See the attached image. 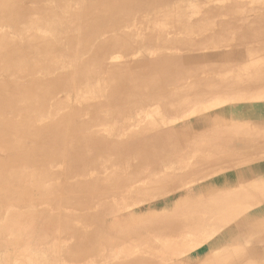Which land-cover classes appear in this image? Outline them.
Masks as SVG:
<instances>
[{"label":"rangeland","instance_id":"374dc122","mask_svg":"<svg viewBox=\"0 0 264 264\" xmlns=\"http://www.w3.org/2000/svg\"><path fill=\"white\" fill-rule=\"evenodd\" d=\"M0 5V43L13 47L22 45V50H26L17 53L9 62L0 57V84L10 85L5 103L0 104V121H7L9 125L7 136L10 139L0 143V152L6 157H17L24 150L21 143L13 142L16 124L22 122H25L26 131H32L37 125H55L70 115L72 124L83 126L86 135H95L102 140L90 145L93 150L103 141L118 148V144H129L142 133L148 136L143 125L159 121L161 129H155L153 137L149 136L153 139L157 134L153 141L164 143L162 146L168 149L177 141L175 132L179 131L184 116H191V119H207L210 114L220 116L221 109L234 102L225 90L232 84H245L252 74L249 79L256 78L258 91L264 95V0H0ZM31 39L36 43L28 44ZM190 42L195 45L191 43L193 46H190ZM50 64L54 70L49 73L45 67ZM137 67V72L142 75L151 78L157 75L166 92L177 94L188 88L185 94L179 95L182 103L174 105L164 98H149L152 88L126 97L114 95L111 84H107L109 74ZM147 67L151 69L146 71ZM258 71L263 75L258 76ZM185 73L192 79L183 80L181 76ZM56 77H66V85L47 96L33 91L35 88L31 84L35 80L49 82ZM249 123L264 130V107H260ZM195 128L200 130L203 123L196 124ZM158 134L169 136L160 141ZM196 140L193 139L195 143ZM195 145L197 147L191 145L160 158L149 156L140 147L136 151L132 147L123 151L119 149V159L109 166H105L106 160L100 152L80 161L51 152L42 154L38 164L43 170L39 173L46 175L47 185L71 179L84 184L87 189L78 197L90 200L87 209L98 212L100 221H106L113 228L117 226L118 231L125 228V232L116 248L112 244L96 246L90 253L78 252L69 258L66 251L76 245L71 232L42 227L41 236L34 240L38 248L31 252L30 258L42 264H120L128 261L134 253L133 257L155 259L162 264H202L207 257L214 259L213 264H223L222 258L224 264H264V241L258 235L262 231L256 227L264 216L251 222L253 228L241 223L234 229L235 226L220 224L203 208L193 209L194 203L205 199L202 194L197 196L201 184L233 177V171L228 168L217 169L210 177L208 174L204 176L196 166L198 156L194 158L202 148L199 143ZM206 148L216 151V146ZM251 149L253 155L262 152L257 146ZM257 165L254 170L262 171L261 176L251 173L249 177L264 180V164ZM163 177L166 179L164 183L154 181ZM171 185L175 186L174 189L164 193L173 187ZM187 197L189 201L182 202ZM179 203L183 204L182 210L176 211ZM233 207L236 206L225 208L223 213ZM241 207L236 208L243 213L254 208ZM12 208L30 213L48 212L50 219L60 212L50 208L48 202H36L33 207H28L19 201ZM64 208L79 216L71 223L75 228L81 224L87 232L95 229L94 222L80 218L85 210L81 211L78 206ZM165 216L171 221V227L164 235L145 230L150 219L160 220ZM113 228H107L105 232H114ZM242 233L248 235L247 239L243 243L235 241V236ZM51 248H54L52 253ZM103 250L111 255L98 256ZM237 252L242 256L226 258L229 253ZM178 255L179 258L175 257Z\"/></svg>","mask_w":264,"mask_h":264},{"label":"bare ground","instance_id":"6f19581e","mask_svg":"<svg viewBox=\"0 0 264 264\" xmlns=\"http://www.w3.org/2000/svg\"><path fill=\"white\" fill-rule=\"evenodd\" d=\"M127 3H128V1H127ZM134 4H135V2H134ZM16 6H17V4H16ZM126 7H128V5ZM104 8H105V6H104ZM12 9H14V8H12ZM1 10H2V5H0V11ZM77 10H79V9H77ZM112 10H113V8H112ZM208 14L213 15V13H208ZM5 16H7V15H5ZM95 24H97V23H95ZM215 29H217V28H215ZM54 31H55V29H54ZM53 33H55V32H53ZM15 37H17V36H15ZM34 38H37V37H34ZM48 42L49 41H47V43ZM33 43H36V42H34V40H32L28 44H33ZM191 43H193L195 45L194 42H190L188 44L190 46H193V44H191ZM104 47H106V46H104ZM22 49H24V47L22 45H20V46L15 45L13 47L12 45L0 43V57L6 58V61L9 62L10 60H12L11 58L16 57L17 53L19 54L21 52L26 51V50H22ZM38 50H40V49L38 48ZM32 51H33V49H32ZM102 51H101V53H102ZM109 53H111V52H109ZM92 58H93V56H92ZM182 60H184V58H182ZM96 61H97V59H96ZM9 65H10V63H9ZM181 65L182 64H180L178 66L180 67ZM159 66L161 67L162 65H159ZM73 67H75V66L73 65ZM45 68H46L45 69L46 72H49V73H50V71L52 72L54 70V67L51 64ZM117 68H119V67H117ZM136 69H138V67L135 69H130L128 71H126V70L125 71H123V70L118 71L117 70V72L114 71L111 74H109V76H108L109 82L107 84H109V83L111 84L112 87L110 85H108V86L111 87L110 89L113 88V94L114 95H116L117 97L118 96H120V97L125 96L126 97L127 95L134 94L135 92H137L139 90L144 91V90H149L152 88L153 90H152L151 96L149 98H152V97L164 98L168 101H172L173 102L172 104H174V105H179L182 103V100H181L182 96H179V95H180V93H181V95L185 94L187 92L186 90H189L188 88L185 87L184 90H181L180 93H177V94H172L169 91L166 92V90H167L166 87L164 86V84L161 82L160 79H157V77H156L157 75H153L151 78L150 75L149 76L148 75H146V76L142 75V73L137 72ZM149 69H151V67H147L146 71H148ZM140 71H141V69H140ZM257 75L262 76L263 72L260 73V71H258ZM58 76H60V75H58ZM190 76L191 75H188V74L186 75V73H185L181 77H184L183 80H186V78L190 77ZM251 76H252V74H251ZM251 76H249L247 78L248 80L245 82V84L244 83L239 84V85L232 84V86H229V89L228 88L225 89L227 92V94L226 93L225 94L227 96L229 95L230 97H232L234 102L231 103L230 105L227 104L225 108L221 109L223 112H222V114H220V116L210 114V117L207 119L206 118L191 119L192 118L191 116L190 117L184 116L185 117V118H183L184 122L180 123V127H178L179 131L175 132L174 139H177V141L173 142V144L169 145L170 147H168V149H165L166 146L165 147L162 146L164 143L161 145V143H156L153 141L156 139L155 135H157V134H154L153 139L149 136V135H152V137H153L152 132L155 129H159L162 126L161 122H159V121L158 122L149 121L143 125L142 128L144 129V131L145 130L147 131L148 136H146V134L142 133L138 137V139H134V141L129 143V144L128 143L127 144H123V143L118 144V148L112 144H109V143H106L103 141L101 143V146H99L97 149L94 146L95 149H93V150H91L93 147L89 148L90 145L93 143H97L98 141H102V140H100V138L95 136V135H91V136L86 135L84 133L83 126L78 127L77 125L72 124V122L70 120V118H71L70 115H66L67 116L66 118L55 123V125H53V124L52 125H48V124L47 125L46 124L45 125H43V124L37 125L36 124L37 125L36 128L33 129L32 131H26L25 130V122H22V123L17 122L18 124H16V127H15L16 132H14L16 136L13 138L14 139L13 142L21 143L24 146V150L17 157H6L4 154H2L0 152V258H1L0 264H42L40 262H35L32 260V258H30L31 252L34 251L35 248H38V246L35 247V243H37V242L34 240L37 236H41L42 227L52 229V230H60L63 232L65 231L67 233L71 232V235L74 236V238H75L76 245H73L72 247H70L69 250L66 251V255H68V257L70 255L73 256L75 253H78V252L79 253L80 252L81 253H83V252L87 253V251H88V253H90L91 251H93V248H95L96 246L104 247L105 245L109 246L110 244H112L116 248L117 243L119 242L120 239H122V237L124 235L125 228L121 231H118V229H116V228H118L117 226H115L116 228H113V226L111 224H106L107 223L106 221H104V220H103L104 222L100 221V219L97 217L98 212H91L87 209L90 206V205H88L90 203V200H88V199L82 200L78 197V195H80L81 193H83L84 190L87 189V186H84V184H82L78 181H75L73 179H71L67 182H60V183H57L55 185H47L46 184V175L39 173L40 171L43 170V166H40L38 164V159L42 156V154H44L46 152L47 153L51 152V153L57 154V155L60 154V155H63L65 157H68L71 159L77 158L79 161L83 157H85V158L94 157V155H96L97 152H100V153H103V155H100V154L99 155L102 157L104 156V160H106L105 164L106 163L107 164L105 166H109L111 163H114L119 159V155H117V154H119V151L120 150L123 151L124 149H128V147L134 148L133 151L135 149H137L138 147H140V149L146 150L144 153H148V155L151 154V155H154V156L160 158V157L165 156V154H168L170 152H174L176 150H179V149H182L185 147L188 148L191 145H193L194 147H197V145H195V144L199 143L198 146L200 148H202L201 150H199L201 152L197 151V153L194 154V158H195V156L196 157L198 156V161L196 160L197 161L196 166H197L198 170L201 171L204 174V176H207V174H208V177H210L217 169L228 168V169L233 171L232 172L233 177L231 179L229 177H227L225 179L223 178V180L221 182L209 181L206 185L201 184L200 189H199L200 192L197 196L200 197V195L202 194L201 196H204L205 199L203 201H201V203H194L193 209L203 208L205 213L213 215V217L216 220H218V222L220 224L230 226L231 228L235 226L234 229L238 228V226H240L241 223L243 224V226L244 225H246V226L250 225L253 228L254 225H252L251 222H256L257 218L264 216V190L262 189V188H264V180H258L259 177L258 178H256V177L250 178L249 176H251V173H255V175H257V176H261V174H262V171L257 170V169L254 170V167L258 166L257 164H259L261 166H262V164H264V130L261 128H256V126L250 124L249 121L257 115V112L260 110V107H264V95H262L258 91V88H257L258 85H256L257 82L255 81L256 78H253L252 81H251V79H249V78H251ZM65 78L56 77V79H52L49 82L35 80L34 82H32L31 87L35 88V90H33V91H35L36 94H40L41 96H47L48 94L53 93L54 90L60 88L63 84L66 85L64 83L65 82L64 80H66ZM104 79H106V78H104ZM216 81H218V80H216ZM222 84L223 83H221V85ZM225 85H223V86H225ZM9 86H5L4 84H0V104L5 103V98L7 96L5 94L8 93L9 88H10ZM11 86H12V84H11ZM225 87H227V86H225ZM194 88L192 89L193 91H194ZM208 90H211V89H208ZM199 92H197V93H199ZM218 92L220 93L221 91H218ZM9 93H10V91H9ZM14 93H15V90H14ZM188 93L190 94L189 91H188ZM187 96H188V94H187ZM116 100L117 99H115V101ZM184 101H185V99H184ZM119 103H120V101H119ZM18 107H20V106H18ZM17 109H19V108H17ZM196 109H198V108L196 107ZM210 109H212V108H210ZM14 115H16V114H14ZM60 115H61V112H60ZM198 123H203V128H201L200 130H197L195 128L196 124H198ZM177 125H179V124H177ZM175 126L176 125H174L173 127H175ZM8 127H9V125H8L7 121H0V143L1 144L6 143V139L8 138V136H7L8 135V132H7ZM11 128H13V127H11ZM141 136H145V138L143 139V138H141ZM167 136H169V135L168 134L167 135L158 134L160 141H162ZM149 137H150V139H149ZM241 137H244V139H240ZM234 138H236L237 140H235V142H231L230 140L234 139ZM9 139L10 138H8V140ZM193 139H197L198 140V141L196 140L197 143H195L193 141ZM200 140H201V142H199ZM213 146H216L215 152H213L209 148H206V147H213ZM252 146H257L258 149H260V151H262V152L259 155L254 154L255 155L254 156L253 155L254 152L251 149ZM141 152H142V150H141ZM251 152H252V154H250ZM205 159H206V161H205ZM194 169H196V168H194ZM173 175H175V174H173ZM232 180H234V181H232ZM154 181H161L162 183H164L166 181V179H165V177H163L162 179H157V180L154 179ZM154 181H152V182H154ZM77 182H78V185H77ZM171 182H169V183H171ZM183 182H181V183H183ZM178 183H180V182H178ZM197 183H198V181H197ZM91 185H92V183L88 186H91ZM160 185H164V184H160ZM172 186L173 185H171V187ZM174 187L175 186H173L171 189H168V190L166 189L164 191V193L171 191L172 189H174ZM182 187H183V185H182ZM163 188H167V187H163ZM99 190L101 191V189H99ZM102 192H104V191H102ZM105 192H106V190H105ZM150 192H151V190H150ZM105 195H107V194H105ZM19 201L28 207H33L34 203H36V202H48V204H50V208L59 209L60 212L58 211L59 212L58 216H56L54 219H50V218H48V212L30 213L27 211H17L15 209H13L12 206L15 203L17 204ZM187 201H189L188 197L186 199H184L182 202L186 203ZM182 205L183 204L179 203L176 206V211L177 210L181 211ZM66 206H78L79 208H81V211H82V209L85 210L83 212L84 213L83 217H80V218L85 222H91V221L94 222L96 225L95 229L87 232L86 230H83L81 224L77 228H75V226L72 225L71 223L74 219L79 218V216H77L74 213L75 211H71V210L68 211L67 209H65L64 207H66ZM98 206H96V208ZM102 206H103V204H102ZM113 206H114V204H113ZM231 206H236V207H238V206H242V207L251 206L254 208H252L253 210H251L249 212L243 213L244 211L242 212L238 208L233 207L230 211L227 210L228 212L224 214L223 213L224 209L229 208ZM93 210H95V209H93ZM101 210H103V208ZM142 218H144V217H142ZM192 218L193 217H191L190 219H192ZM249 218H251V220H249ZM132 219H134V218H132ZM132 219H130V220H132ZM155 219H158V218L150 219V221L145 224L147 229H145L144 227L143 228L145 230H147L148 232H153L156 235H164L165 232H167L169 230V227H171L170 226L171 221L166 216L160 220H155ZM237 219H240L241 221L237 222ZM228 223H230V224H228ZM263 223H264V220H262V222L259 224L257 222L256 227H257V229H259V227H260L259 231L261 230L262 232H260V234H258V235L264 241V230H263L264 225H263ZM91 225H93V223ZM107 228L108 229L113 228L114 232H110V233H108V231L105 232V230ZM234 229H232V230H234ZM130 230L132 231L133 229H130ZM235 237H236L234 239L235 241L239 240L241 243H243L247 239L248 235L246 233H242V234H238V236H235ZM71 242H73V240ZM37 245H38V243H37ZM53 249L54 248H51L49 251L52 253ZM132 250L133 249H130V251H132ZM146 252H149V251H146ZM240 253L241 252L229 253L228 255L226 254L227 255L226 258H229V259L232 258L233 259L236 257H241L242 255ZM263 253H264V251H263ZM109 255H111V254L108 253L106 250H103V252H101L98 256L105 258V257H109ZM133 256H134V253H133ZM133 256L128 261H125V262L120 263V264H162L163 263V262L161 263V262L155 261V259H154V261L149 260V259L143 260L141 258L133 257ZM243 256H245V255H243ZM175 257L179 258V255L175 256ZM165 258L166 257L164 256L163 259H165ZM222 259H223V264H224V262H225L224 258H222ZM213 260L214 259H212L211 257H207L206 260L204 261V263H202V264H211V263L213 264V262H214ZM175 263H177V261ZM179 264H181V263H179Z\"/></svg>","mask_w":264,"mask_h":264}]
</instances>
